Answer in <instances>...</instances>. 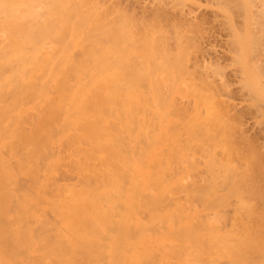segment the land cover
Returning a JSON list of instances; mask_svg holds the SVG:
<instances>
[{
    "label": "bare ground",
    "instance_id": "obj_1",
    "mask_svg": "<svg viewBox=\"0 0 264 264\" xmlns=\"http://www.w3.org/2000/svg\"><path fill=\"white\" fill-rule=\"evenodd\" d=\"M187 3L210 10L227 33L264 126V0H147L186 22L170 32L153 12L141 41L136 21L118 9L104 18L98 0H0V264H254L247 251L257 243L238 232L244 221L195 232L188 205L200 196L189 194L184 218L165 196V175H176L162 166L169 144L180 160L212 149L198 126L220 97L208 75H223L189 68L203 29ZM231 176L219 184L230 187Z\"/></svg>",
    "mask_w": 264,
    "mask_h": 264
},
{
    "label": "rangeland",
    "instance_id": "obj_2",
    "mask_svg": "<svg viewBox=\"0 0 264 264\" xmlns=\"http://www.w3.org/2000/svg\"><path fill=\"white\" fill-rule=\"evenodd\" d=\"M146 1L147 0H145V2L144 0H98V3L104 7V11L106 12H102L103 14L105 13L104 18L106 16L111 17L114 13L113 10L118 9L126 19L129 18L131 21H136V23L133 22L136 25L140 21L141 24L139 23L137 25L138 27L135 25L133 27L134 31L132 30L133 36L138 41L143 40V22L145 25V21L153 19V12H157L155 14L158 15L159 19H162L160 25L163 26V29L164 27L168 29L172 22H186L184 21L186 19L179 17L178 12H172L167 9L166 11H162L166 13L161 12L160 14V11L156 10L158 8H153V10H151L148 4L144 5ZM192 1L198 2V4H206L205 1L207 2L208 0ZM112 6L113 8H111ZM186 6H188V10L191 11L192 9V12L197 10L198 13L194 12L196 15L194 16V21L195 24L198 23V25H200V30L203 29L201 31L203 33L199 39L200 41L197 40V43H193L197 48L193 46V50L192 48H190L191 50L189 49V51H191L189 55V60L191 62L189 61L190 67H188L192 68L191 64H194L199 68V66L204 63L205 65L208 64L211 68L219 69L223 75L221 79H218V77L217 79L216 77L213 78L214 76L212 74V76L208 75L212 83H210V81L207 82L215 86L213 89L218 91L220 97L212 104L214 117L209 121L200 123L198 126V130L203 135H206V139H204L201 144L205 146L207 143L209 145L211 144L210 148L212 147V149L210 153L206 151L203 152L202 149H195V151L192 149L189 153L187 152L189 155L184 156L183 159L180 160L178 159L179 156L177 158H171L168 155L167 151H171L172 147L171 144H169L165 150L166 153L163 158L162 166L165 169L167 164L173 165L176 169V175L173 178L165 175L166 180L163 183V185H165V183L167 184V186L164 187L165 196L169 198L175 197L174 199H177L179 203L177 208H180V210L182 209V211L175 208V206L174 208L172 207V209L175 215L178 214L176 210L180 211L178 215H181L183 218L188 213V209L183 205L190 201L191 196H189V194H195L196 197L200 196V200L194 198L192 203L188 202L190 212L188 216H192L188 219H193V224L196 223L194 226V228H196L195 232H201L204 229V232L210 233L215 232V229L218 228L217 230H221L225 233L237 227V225H241L239 223L244 221L242 223L244 224L243 228L238 226V232H240V234L247 232L249 233V237L251 234V237L254 239L251 237L250 239L257 243L255 246L257 250L255 249V252L247 251L249 260L254 264H264V126L258 124L259 119L255 118L254 110L249 106V102L246 98V92L242 90V84L241 82L239 83L240 79L237 78L238 74L235 71V67L232 65V55H230L228 51L231 47H229L230 44L225 40V38H227L225 34L227 35V33L220 26V23L218 24V21L215 20L214 14L209 12L210 10L206 8H200L198 10L192 3H187ZM189 7L191 9H189ZM131 11L134 12L132 13ZM104 18H102V20ZM106 18L109 19L108 17ZM176 18H179L178 21L174 20ZM212 18H214V20ZM116 22L117 21H115V23ZM212 22L214 25H212ZM136 34L137 36H135ZM205 65H202L203 67L201 66V71ZM205 69H208V67H205ZM204 70L201 73L206 72V70ZM211 70L214 71V69ZM256 81V78H254L249 83H255ZM211 137L213 140L212 142L210 139ZM173 152L180 155L177 147L173 148ZM209 155H211V157L213 155V157L211 158ZM207 158H211L214 160L213 162H216L213 168L208 169ZM214 168L216 170H213ZM215 175L217 176L215 183L213 182L210 186L208 183L206 184L211 177L215 179ZM224 176L228 178L231 176L229 182L230 187L224 188L223 185L219 184L220 181L225 178ZM218 177L221 180H219ZM209 181L211 182V180ZM169 184L170 186H168ZM171 186H173V189L171 188L170 190L169 187ZM167 190H170V192L172 191V195H166V193H170ZM203 197L204 199L201 201ZM197 200L198 202H196ZM209 200L214 201L217 206L208 208L206 202ZM237 200H241L240 203L237 202ZM239 205L244 208L241 210L242 214L239 212V209H236ZM172 209L170 208L169 211H172ZM243 210L247 213V216L245 214L246 218L243 214ZM243 217L245 219H243ZM200 224L205 227H202ZM214 227L215 229H213ZM257 260L258 263L256 262Z\"/></svg>",
    "mask_w": 264,
    "mask_h": 264
}]
</instances>
